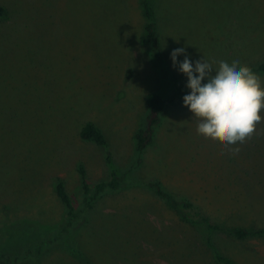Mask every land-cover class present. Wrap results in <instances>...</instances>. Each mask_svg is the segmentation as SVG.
Here are the masks:
<instances>
[{
    "label": "rangeland",
    "instance_id": "374dc122",
    "mask_svg": "<svg viewBox=\"0 0 264 264\" xmlns=\"http://www.w3.org/2000/svg\"><path fill=\"white\" fill-rule=\"evenodd\" d=\"M145 1L0 0V264H264V120L242 144L199 132L170 59L184 48L193 61L263 62L264 0H149L163 64ZM149 93L166 105L139 153ZM87 122L107 146L80 138ZM109 158L118 187L98 191ZM154 183L226 231L183 220Z\"/></svg>",
    "mask_w": 264,
    "mask_h": 264
},
{
    "label": "clouds",
    "instance_id": "9594fccd",
    "mask_svg": "<svg viewBox=\"0 0 264 264\" xmlns=\"http://www.w3.org/2000/svg\"><path fill=\"white\" fill-rule=\"evenodd\" d=\"M170 59L186 78L182 106L196 118L199 132L226 145L242 144L255 133L264 120V82L240 57H218L213 64L204 56L193 61L184 48H176Z\"/></svg>",
    "mask_w": 264,
    "mask_h": 264
},
{
    "label": "trees",
    "instance_id": "16d2710c",
    "mask_svg": "<svg viewBox=\"0 0 264 264\" xmlns=\"http://www.w3.org/2000/svg\"><path fill=\"white\" fill-rule=\"evenodd\" d=\"M144 9L147 17V24L145 26V39L147 43H150L154 50L155 56L154 59L158 64H163L162 59V49L160 45V40L157 33V23L155 12L153 6L149 0L144 2ZM7 16V10L5 7L0 6V20H3ZM252 71L256 74H264V61L259 63L256 66H249ZM145 105L147 107V115L145 118L144 125L137 131L135 134V147L136 151L143 153L148 147H150L155 138L156 130L162 123V113L166 105V99L163 95L157 93H149L145 97ZM79 136L83 141L94 143L100 147L107 146V139L102 132V130L92 122L85 123L79 132ZM109 165L111 168V177L112 180L107 183H101L97 185L98 191L104 190L106 187L117 188L118 187V173L116 168L113 166L112 160L109 158ZM81 173L85 177V172L81 168ZM83 177L84 185L87 187L86 179ZM152 187L155 188L157 194L168 202L170 206L176 209L183 220L193 223V224H205L209 231H226L220 225L211 223L206 217L202 216L199 212H196L194 217H189L184 214V211L191 209L193 206L191 203L186 201H177L171 194L163 190L160 183L152 184ZM57 195L62 201V203L69 209V212L72 213L73 205L71 198L67 193L65 186L62 182L58 183L56 186ZM260 233L250 232L245 229H237L234 231V235L238 239H245L250 236L259 235ZM217 261L222 264H235L229 258L223 257L221 255L216 256Z\"/></svg>",
    "mask_w": 264,
    "mask_h": 264
}]
</instances>
